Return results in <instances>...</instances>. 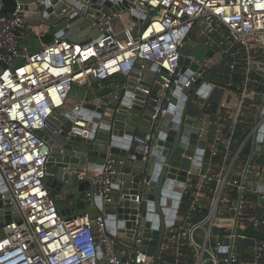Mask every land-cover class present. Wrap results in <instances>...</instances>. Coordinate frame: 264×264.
I'll return each mask as SVG.
<instances>
[{
	"label": "built area",
	"instance_id": "obj_1",
	"mask_svg": "<svg viewBox=\"0 0 264 264\" xmlns=\"http://www.w3.org/2000/svg\"><path fill=\"white\" fill-rule=\"evenodd\" d=\"M13 1L14 10L2 13L0 0V187L6 189L0 198L11 216L1 229L0 264H264V0H125L127 7L112 0L136 19L128 25L117 23L119 13L94 8L92 0H46L53 12L61 2L65 11L91 20L83 30L68 23L58 32H46L53 22L44 0ZM27 29L41 41L35 50ZM190 40L224 60L209 80L197 70L188 78L182 71L181 52ZM189 59L200 62L194 54ZM145 62L156 66L160 89L150 132L132 138L143 163L154 130L170 111L182 120L175 125L183 136L195 134L199 143L207 131L204 148L195 145L202 154L187 158L179 198L170 195L175 185L164 183L159 216L148 198L146 166L135 206L122 220L129 227L115 218L111 229L105 209L115 205L117 176L107 160L99 170L70 172L88 183L89 204L62 215L43 183L51 150L38 132L53 138L61 128L51 118L62 122L74 112L69 134L80 135L76 127L85 126L81 113L90 99L68 104L74 85L123 78ZM192 77L201 82L189 87ZM89 207L97 208L94 218ZM160 218L164 235L155 255L142 243L152 240Z\"/></svg>",
	"mask_w": 264,
	"mask_h": 264
},
{
	"label": "water",
	"instance_id": "obj_2",
	"mask_svg": "<svg viewBox=\"0 0 264 264\" xmlns=\"http://www.w3.org/2000/svg\"><path fill=\"white\" fill-rule=\"evenodd\" d=\"M44 1L45 5H49L48 1ZM56 2L57 0H52L51 5ZM3 3L2 13L14 10L15 2L13 0H3ZM92 3L94 8H100L99 5L103 6L102 13L106 15L111 12L120 13L122 11L120 7L113 4L112 0H92ZM56 6L54 12V8L50 5L45 9V12L49 14L47 15L48 21L53 22V32L60 31L68 23L70 27H77L79 30L91 25V20H81L80 16L74 14L73 11H65L66 6L63 3H57ZM122 6L127 7V1L124 0ZM30 8L35 10L37 7L33 3ZM22 9H27V7L23 5ZM57 15L61 18L54 21ZM66 17H70V20L66 21ZM131 20L136 21L133 17ZM26 21L29 24H38L39 22L29 18ZM68 38L74 41L81 40L77 36ZM195 48L196 42L190 40L182 50V71L185 73V77L188 78L193 71L197 70L202 77H205V80H209L224 60H221L220 56L215 54L214 51L208 50L203 55L204 58L201 62L189 64V57L193 54ZM142 64L143 68L137 65L133 72L111 86L108 93L94 96L90 99V103L83 107L81 114L84 116L85 126L76 127L80 135L69 134L73 126L74 112H69L66 120L62 122L53 117L51 118L61 128V132L53 138L47 131L38 132V135L43 136L45 141L48 142L51 150L46 165L47 176L43 179V183L49 190L54 202L59 194H67L69 198H72L73 204L80 203L85 209L89 204L85 196L88 183L78 182L77 177L70 172L85 168L88 170L98 168L99 170L107 160L113 161L114 172L117 176L112 186V197L115 205L105 209V215L111 229L114 227L115 222L113 219L115 218H117V224L120 227H129L130 223H123L122 220L127 219V214L131 213V209L135 206L133 203L134 196L138 192L139 184L144 176L143 170L146 166L148 171L145 176L149 180L150 188L148 198L153 201L156 212L161 216L160 205L162 201L160 197L163 184L175 185L174 193L170 195L173 199L179 198L180 187L185 181V171L190 165L187 158L195 154H202L201 151L195 150V145L197 144L200 150L204 148L207 135L205 130L202 133L204 137L199 143L196 142L195 134L188 137L183 136L182 126L180 125L177 128L175 125L182 122V120L178 121L172 117V111H170L154 130L151 156L147 164L143 163L142 154L136 145L132 144V138L134 136L142 137L150 132L151 116L154 113L160 88L159 80L154 74L156 66L148 62ZM200 82V78L192 77L188 86L192 87ZM190 112L191 115L195 114L193 110ZM205 129H207V125ZM117 180L122 182L120 186ZM79 183H83L84 190L78 188ZM5 190V187L1 186L0 194L4 193ZM96 205L101 207L99 200H97ZM175 206L176 202L173 203V207ZM56 207L58 210L61 209L60 205L56 204ZM12 210L15 211L16 209L12 208ZM60 213L65 214L63 211H60ZM66 214H69V212L66 211ZM95 216V213L91 214V218ZM10 219V209L8 205H4L0 198V229ZM154 228L158 230L151 233L152 240L150 242L144 240L142 245L147 252L156 255L159 252L164 235V221L162 218L159 220V226L155 225ZM111 233L113 234V231ZM144 234L143 237H147L148 231H144Z\"/></svg>",
	"mask_w": 264,
	"mask_h": 264
},
{
	"label": "rangeland",
	"instance_id": "obj_3",
	"mask_svg": "<svg viewBox=\"0 0 264 264\" xmlns=\"http://www.w3.org/2000/svg\"><path fill=\"white\" fill-rule=\"evenodd\" d=\"M119 15H120V19L121 20L118 21L117 23H119L120 25H124V24L128 25V24H130L131 20H130V16H129L128 11H122V12L119 13ZM116 27L118 28V25H116ZM46 32H52V29L49 28V30L46 31ZM26 34L28 35L27 38L29 39V40H27V42L30 45L32 50H35L36 48L41 46V41H37L36 38H33L34 34H35V30L27 29L26 30ZM193 54L200 60V62L204 58L203 57L204 53L201 52V50H199L197 48L194 49V53ZM109 81H111V79ZM107 85L108 86L106 87L105 90H99L96 87H90L89 88V87H87L88 85L83 87V86H78L76 84L73 87V93H74V95L77 96V98L92 99L95 96V94L100 95L101 93H104V94L108 93L110 91V85L108 84V82H107ZM86 91H89V95L88 96H84V93ZM74 100L75 99H74L73 96L70 97L68 104L73 103ZM68 199L70 200V198L68 197L67 194H64V195L63 194H59L57 196V200L55 202H56L57 205L61 206V209H63V204ZM69 208H72L73 211L70 214H62V215H64V216H72L74 214H77V212L85 210L84 206L80 205V203H77V202L74 203L73 206H69ZM65 211H67V210H65ZM0 233H1V229H0Z\"/></svg>",
	"mask_w": 264,
	"mask_h": 264
},
{
	"label": "crops",
	"instance_id": "obj_4",
	"mask_svg": "<svg viewBox=\"0 0 264 264\" xmlns=\"http://www.w3.org/2000/svg\"><path fill=\"white\" fill-rule=\"evenodd\" d=\"M110 80V79H109ZM109 80H107V81H104V82H91L87 87H96V88H98L99 90H105L106 89V87L108 86L107 85V82H108V84L110 85V87L111 86H113L116 82H118L119 80H121V77H114L113 79H111V81H109ZM103 93H101L100 95H102ZM89 95V91H86L85 93H84V96H88ZM74 97V99L75 100H77L78 98H77V96L76 95H74V93H72V95H71V97ZM95 96H99V95H97V94H95ZM74 100V101H75ZM73 101V102H74ZM94 170H98V168H96V169H94ZM81 188V190H84V188L85 187H83V183H79L78 184V188ZM72 204V205H71ZM69 206H73V202H72V198H70V200L68 199L67 201H65L64 202V204H63V209H60L59 211H63L65 214H66V211L65 210H67L68 212H69V214L73 211L72 210V208H69ZM91 214H94V213H96L97 212V208H94V207H89L88 209H87ZM81 212V211H80ZM80 212H77V214L78 213H80ZM75 215V214H74ZM1 234V233H0Z\"/></svg>",
	"mask_w": 264,
	"mask_h": 264
},
{
	"label": "trees",
	"instance_id": "obj_5",
	"mask_svg": "<svg viewBox=\"0 0 264 264\" xmlns=\"http://www.w3.org/2000/svg\"><path fill=\"white\" fill-rule=\"evenodd\" d=\"M51 35H46V37L43 39L44 44H48L51 42Z\"/></svg>",
	"mask_w": 264,
	"mask_h": 264
}]
</instances>
